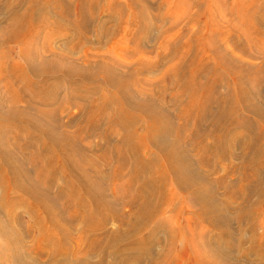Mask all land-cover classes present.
Segmentation results:
<instances>
[{
    "label": "rangeland",
    "instance_id": "obj_1",
    "mask_svg": "<svg viewBox=\"0 0 264 264\" xmlns=\"http://www.w3.org/2000/svg\"><path fill=\"white\" fill-rule=\"evenodd\" d=\"M65 1H67V2H65ZM100 1H102V0H100ZM195 1L196 0H144V1L142 0L141 2L146 5L147 14L144 18L143 17L135 18L136 20L132 21L131 15L126 14V11H127L126 6H125L126 0H112V3L109 0H103L102 4H101L102 6L100 8L101 9V15L99 16V20L97 19V17L93 16V15H96L97 12H99V11H96L97 9H95V8H91V10L89 9L88 12L86 14H84L86 16L83 17L84 18L83 21H85V22H84V26L82 29H76V27L68 28L64 25V23L66 21L68 23L79 22L78 21L79 18L75 15L66 16V17L64 16L63 17L65 20L64 21L62 19H58L57 17H55L58 14H52V15H54V17L49 16L45 22L41 21L43 19L41 18V15H39L35 19V21H37V22L36 23H35V21L33 22L32 27H30L27 30L25 35L20 40L17 39L18 41L17 40L13 41L12 39H14V38H12L11 39L13 41L12 42L8 38H6V36H7L6 35L7 34L6 29H8L7 27L10 25V23H9L10 22L9 21L10 16L8 15L9 7L13 6L15 9L20 10L21 8L23 9V7H22L23 3L21 4V0H0V36H3V37H0V72H1L0 73V115H2V118H0V121H2V122H0V136H2V137H0V142L3 143L5 146L8 142L9 145L7 144L6 147H9L13 143L9 148H11L14 151H17V152L13 151L14 152L13 158H14V160L16 159V160H18V162H20V163H18V164H20V169H23V170H20V172H21V174H24V175H21V178L23 179V181L25 183L36 185L39 182V186L40 185L42 186V190L46 189L45 190L46 195L50 194V196H52V198L54 196L56 197V198L54 197L53 198L54 200L52 199V201L56 205H58L57 206L58 209H60V210L62 209L61 211L63 212L64 218L66 216L65 223H63L64 227H65V229H64L65 234L63 237L65 239H67V241H66L67 243L65 244L67 246V248H66L67 251H65L66 255L62 254L63 256H66V258L60 254H58L56 257H52V256L49 257L47 255V252H43L45 250H42V246L44 247L45 245H48L49 243L52 244V242L55 240V235H53V238L51 236V239H49V236L47 238V236L44 233H47V231H48V224H47L46 218L43 217L44 213L41 210H37V212H38L37 214H39L38 216H41V218L37 216L38 221L36 220V218L35 219L33 218L34 217L33 215L31 217V215H29V212L26 209V207H27L26 205L28 204L27 202H29L30 199H28L27 195L24 192H22V190H20L19 188L15 187V186H12L10 193H9V199L11 201H14V202L12 203V205L11 204L6 205V206L2 205L0 207V209H1L0 210V264H27V263H29V264H50L54 259H56V260L59 259L58 257H63L62 259L65 258V260L68 258L67 261L71 263L73 261L74 262L76 261L74 258L77 259L78 258L77 256L79 254H80L79 255L80 259L78 258L79 259V260L77 259L78 261L82 260L81 258H83V259H87L86 261H88L91 264H98L99 263L98 260L100 259L99 250L95 249V250H97V251H95L94 248H92V251H89V249L87 248L90 246V243L92 242L94 236H96V235H94L95 233H93V231L92 232L90 231L91 228H93V229L97 228V236L96 237L98 238V240H100V241H98V245L104 244V246H106L105 247L106 251H109L108 248L110 247V244H109L110 242L112 243V245L114 242H116V243H114L113 246H115V249L119 248L118 249L119 251L117 250L119 255L122 254L117 259L118 260L122 259L121 257L123 256L124 262L126 259L128 260V261L126 260V264L127 263L128 264H138L139 259H141L142 263H145V261L147 260L146 263L149 261H153L154 263H157V264L158 263L159 264L160 263L165 264L163 262V259L166 263H168V261L171 258L180 255V253L182 252L185 245H186V247H188V250L191 253V257H193V258H198L201 256L205 257L204 255L207 254L206 255L207 258L206 257L205 258L208 260H212V261L215 260V262L217 261L216 264L218 262L220 264L221 263L222 264H235V263H237L236 261L239 258L241 259L242 255L244 256V258L242 257V259H244L243 262H242V260L239 259L240 261H238L237 264H252V263L255 264L256 262H258L256 264H264V251H263L264 249H262V251H261L263 254L258 253V251L260 252L259 248L260 247L262 248V246H263L262 244L264 243V241H263L264 240V206L262 209L263 213L260 212L258 214L254 213V215H248V216H250V219L247 218L248 216H244V217H242V219L237 220V218H236L237 212H238L237 208L242 206V208L246 212H250L251 207L253 206L251 201L256 200L257 195L255 192L250 191V193H248L250 195V198L247 201V200L241 199V196L238 198L237 196H234L232 193L230 194V192H232L230 190L238 189V187L242 183L241 182V175L242 174L239 171V167L242 165L244 152L241 150L242 148H240L236 145L233 146V148H232V151H233L232 157H230V158L229 157H225V158L223 157V160H220L219 162H217V161L214 162L213 171L210 175V177H211L210 178L211 179V181H210L211 192L214 195L215 200L217 201L216 205L219 206V207L216 206V211H218L217 214L219 216L222 214L221 216L226 217V218L228 217L227 219H228V221H230L228 223V228H229L231 234L229 233L230 234V236H228L229 238H226L228 241H225L226 240L225 237H221V235H222L221 231L223 229L222 223H217V226L220 225V227L218 228L216 225L214 226V224H211L208 221L204 220V222H203L202 220H199L202 215L208 216V213L202 214L200 216V218L197 219L198 221L195 220L196 218L199 217L198 215H200L202 212L201 201L194 195V193H192L188 190L176 189L175 183L172 179H169L170 181L168 180V182H167L168 185L166 184V189H165L166 191H165V193H162V196H160L161 200H159V202H160L159 203V206H160L159 210L156 211V213H155L156 215L154 214L151 217L152 220L150 219V221H148V223L146 224L147 226L145 225V227L142 229V232H140L139 234H136L137 236L128 235L125 238L126 240H119L118 239V241L114 240V242H113V241H108L106 239V236H108L110 233H113L114 230L116 232H119V233L122 231H125L126 229L128 230L129 224L121 223L120 219L117 216L120 215L123 217L124 216L127 217L128 215H130L131 210H132L131 211L132 213L135 211L136 207L134 206V203H136L139 200V199H137L138 196H136V195L139 194L138 191H140V189H138L139 188L138 183L132 184L133 185V186H131L132 189L129 188L127 185H125L126 176H123L120 178L117 177V178H115L114 181H112L114 179L112 171L114 172V168H116L114 166L115 157H113V155L111 154L110 155L111 157L109 158L110 161L114 163L113 164L110 161H108V162L104 161L103 155H104V153L107 152L106 149H109V147L114 148V147H116V146L118 147L120 145V140H121L120 137H122V135H123L122 133H124L125 131L120 126L118 127L117 123L115 124V126L110 123L109 118L112 116L110 107L104 109L103 111L100 110V112L97 109H96L97 111H95L94 108H96L95 106L98 105L100 99L102 100L110 94H107V96L105 95V93H108L107 92L108 88L104 84L105 79H103L105 69H103L104 70L103 71L102 68H97V67L88 68V67H86V64H83V63H85V62H83L85 60V56H88L90 58L95 57V59H98V62H100L99 64H101L102 62H105L106 60H108L110 58V59H112V61H114L118 64H121L122 67L120 69H122V70H125L126 69L125 66H128V65L134 67V65H136V60H138V59H144L145 61L149 62V64L152 62L151 63V65H152L153 63L160 60L159 55H160V53H163L164 47H165L164 45L167 44V41H169L167 45L170 46L169 43H170V40L172 37L179 35L180 37H176L177 40L179 39L178 40V41H180L179 43H181V44L186 43V42H188V39H191L192 37H194V35H195L194 33L197 31L198 28L200 29V27L202 25H206L207 28L205 30L204 35L205 36L212 35V36H209L212 38L209 42V48H208L209 50H207L208 53L206 52L205 57H204L206 60V65H205L206 68L210 67L209 66V62L211 60L210 56H212L210 54L212 52L214 54H216L214 52V50L217 52L216 46H218L222 52H226V54L228 56L222 55L224 58L225 57L237 58L238 62H240L237 65L240 67L241 66H247L248 67V66H255L256 65L257 68L258 67L261 68V69H259V71L257 70L258 73L248 74V76H250V77L255 76L258 79L262 80L261 85L259 87V90L257 91L258 92L257 96H254V97H255V103L258 106L262 107L263 111L262 112L258 111L257 114H259L260 116L257 115L256 113H254L250 109H248L247 108L248 106H245V104L242 103V100L238 98V102L240 104L238 105L237 117L235 118L236 122L235 121L229 122L228 124L230 126L227 124L228 132H227V134H224L223 137L224 136L226 137V135H227V138H229V136H231L233 139L237 140V142H238V139L243 141L247 136H249L250 130L253 129V132L258 131L260 133L259 134L260 136L258 138L259 141L257 143H258V145H263V147L261 146V148H263L262 153H264V142H263L264 141V122H263L264 121V35H263L262 39L260 38L259 40L257 38L254 39L256 36L255 37L250 36V38H246L243 35L244 34L243 33L244 25L241 24L240 20H242V18H244V17H242V15H239V14H235V13L232 14V12H231V10L235 6V4L238 3V2H236V0H234L236 3L233 2V0H217L216 1L217 4L215 2L214 3L211 2V0H203V2L201 4H198ZM248 1H250V5L252 4L251 8L254 9V11H256L258 13V15L261 17L262 23H261V26L259 28H260L261 32L264 33V0H245L246 3ZM64 3L67 4L68 10H69V7L72 8L73 7L72 4L74 5L76 3V0H64ZM111 5H113V6H111ZM52 6H50V9L52 8ZM108 6H109V8L110 7L114 8V13H112V15H108L106 13L107 11H104V9H106ZM102 8H103V10H102ZM92 10L94 12H92ZM199 10L202 12V14L199 16V18H197L195 20L193 18V17H195L194 13L199 11ZM53 11H54V8H52L51 9L52 13H55V11H57V10L55 9V11L54 12ZM91 12L93 13L92 15H91ZM226 12H228V13H226ZM223 13H225V15ZM87 14H89V15H87ZM226 14H228V15H226ZM75 18H77V19H75ZM59 20H61L62 22ZM76 20H77V22H76ZM128 20H129V22L132 21L133 23L128 24ZM38 23H40V24H38ZM43 23H45V24H43ZM5 26H7V27L5 28ZM78 31L84 32V35L86 36L85 39L83 38L80 41V38L78 37V36H80V33ZM2 33H6V34L3 35ZM31 33H33V34H31ZM174 33H176V35H174ZM77 40H79V41H77ZM231 47H232V49L233 48L236 49V52L235 51L232 52ZM181 48H182L181 49V52H182L185 49V47H181ZM25 50L26 51L28 50V51L26 52ZM242 50H246V52H251L256 57L255 58H251V57L249 58V56L245 57L240 53V51H242ZM259 50H260V52H259ZM181 52L179 50V53H177L176 55H173V56L169 55V54L165 55V57L162 58V61L160 60V62L157 64V66H153L154 69L153 68L152 69L146 68V69H148L147 71H146V69H144L143 71H141L139 73L138 76H136V78L138 77V80L131 81L130 82L131 85L129 83V87H136V90H135L136 92L134 91V97H133L134 101H137V102L142 101L143 98L146 97V95L140 94L137 92V90L141 89V87H145V90H146L145 92L149 93V91H151L152 95L154 94L153 99L156 101V103L158 102L160 106L162 105L165 109L170 110V112L173 111V114L175 115V117L173 119V121L176 122L175 125H177L178 122H180V120L178 118H176V115L184 107L183 101H185V94L180 95L179 91L177 90L179 83H180V80L179 79L177 80L176 78L175 79L172 78V76L168 75L169 73L167 71H169V68L172 66V64H173L172 62L177 61L173 57H177L178 55L181 54ZM24 54L25 55L27 54V55L25 56ZM62 54H65L66 57ZM165 54H167L166 50H165ZM207 54L210 56L208 57ZM170 56H172V57H170ZM82 57H84L83 60H81ZM103 60H105V61H103ZM79 61H81V62H79ZM105 63H107V62H105ZM99 64H96V65L98 66ZM12 65L18 66L19 69H25L26 72H24L21 75V77L16 76V74L13 75L10 72V69L12 70V67H11ZM51 65H53V66H51ZM66 66H71V68H73V67L78 68V66H79V68H82V71L88 70L90 73H93L95 75V78L92 81H85L76 72L71 73L72 74L71 77H67L68 76L67 72H69V70L66 68ZM223 66L224 67H222L223 68L222 71L224 73L223 74L224 76H223L222 81L225 84H231L232 85V78H233L232 75L233 74L231 73V71H229L230 67L227 66V64L226 65L223 64ZM231 66H234V65H231ZM4 68H6L7 70ZM16 69H17V67H16ZM74 70L76 71L77 69L74 68ZM33 71H35V72H33ZM152 80H153V84H151L152 87H150L151 86L150 81L152 83ZM163 81H164V83H163ZM145 83H146V85H145ZM161 83H162V85H161ZM51 85H52V87H51ZM73 85H75V88ZM154 85H157V86H154ZM77 86H78V88H77ZM147 86L150 88H148ZM221 87L223 88V85L219 86V90H223ZM51 88H52L53 92L50 90ZM73 88L75 91L73 90ZM147 88L149 91H147ZM24 89L26 91H24ZM151 89H153V90H151ZM42 90H44V93ZM128 90L132 91V89H128ZM104 95H105V97H104ZM47 96H50V97H47ZM49 98H51V100ZM19 100H22V101L20 102ZM46 100H49L50 103H49V101H46ZM29 103H30V106H29ZM92 103H93V105H92ZM90 104L92 106H90ZM241 104H243V107ZM211 105H212V107H211L212 111H211V114L209 115L210 118L208 117L209 120L206 119L204 124H202L201 127L200 126L198 127L199 128L198 130L201 131L200 134H202V137H204L205 132H208V130H210L212 128L211 124H209V123H211L215 119V117L217 115V111L219 109V105L217 106V104H215V103L213 104V102ZM21 106H23V107L25 106L24 109ZM27 106H28V108H27L28 110L26 109ZM29 107H30V110H29ZM216 107H218V108H216ZM244 107H246V108L244 109ZM87 110L91 111L90 114L92 116L90 114H88L89 112ZM108 110H109V112H108ZM42 111H44L45 114ZM102 112H104V113H102ZM47 113H48V115H47ZM38 114H39V116H38ZM49 114H50V116H49ZM89 115H90V118H88ZM94 117L95 118L97 117V119H94ZM35 118L37 120L38 119L39 120L37 121ZM84 118H86V119H84ZM100 118H101L100 123L103 126L99 123V125H98L99 127L98 128L96 127L97 129L95 127L93 128L94 131L98 130L97 132H93V129L92 130L90 129L91 130V131L89 130L90 132H86L87 134L86 133L84 134V136H83L84 138L82 137V138L76 140L77 142L73 143L74 147L76 144L75 149H77V151L74 149V154L72 155L73 156L72 160L74 159L73 162L75 163L77 161V159L79 158L78 161L76 162V165L78 166V168H79V166L82 167V165H83L82 168L80 167L81 171L80 170L79 171L77 170V171L80 172L81 174L83 171V174L85 176L88 175L87 176L88 178L91 176L90 177L91 179L90 178L89 179L91 181H93L94 185L95 184L97 185V188L95 185V191L98 190V193H101V194L103 193L102 195L105 196L104 199L106 201V204L101 203V207L99 204V206H98L99 209L97 207V210H94V213H91V215H94V216H92V221H91L92 223H90V224H92V226L88 227V225H86L80 219L78 220V218L76 217V216L83 215V212H81L82 209L79 208V210H78L79 212H78L77 210L70 209V207H69L70 202H72V201L76 202L78 196L76 198H74V200L72 199L73 198L72 195L74 196L75 192H70V190L68 189V186H69V185H67V184H69L68 180L72 179L71 180V181H73L72 183L73 184L76 183L79 186L78 187L77 185L74 184L78 189L80 188V190H78L80 192V194H84V192L82 191V190H84L83 187L81 185H79V182L77 181L79 179V177L81 176V174L80 173L77 174L78 173L77 171H74L76 174L74 172H72V173L68 172V174L67 173L62 174L61 171L67 168V167L63 168V166L61 165L63 163L65 165V162H64L65 158L63 156L64 154L63 153L57 154L59 157L61 156L60 158L57 155H54V156L48 158V156H46L47 155L45 152L46 150H44V147H41L42 146L40 143L41 140H40V138H38V136H40V135L37 134L38 133L37 129H39L40 126L42 125L41 126L42 128H47L48 130H51L50 132L53 134H56V136L59 133L63 134L62 130H65V129H66L64 131L65 134H68L71 132L74 133L76 131V129H80V131L83 130L85 132V131H87V128L89 127L87 125L89 120L92 119L91 120V122H92L93 120L94 121L100 120ZM47 120H49V121H47ZM51 120H53L54 123ZM56 120H59V121H56ZM194 120H195V118H192L191 123H189V125L187 126L188 128L190 126L189 129H193V128L197 127V121H194ZM55 121L57 122V125H55L56 124ZM58 122L62 123V124L60 123L61 126H59ZM2 124H3V127H2ZM17 124H19V125H17ZM39 124H40V126H39ZM80 125L81 126L85 125V126L80 127ZM30 126H31V128H30ZM112 126L114 127L113 130L110 129V128H112ZM27 127H29V128H27ZM53 128H55L54 129L55 131L53 130L54 132L52 131ZM33 129H34V132H33ZM140 129H141L140 126L139 127L137 126V129L135 128V130H137V131H140ZM56 130H58L57 131L58 134H57ZM106 131L109 133H107ZM12 132H14L15 135ZM18 132H20V133H18ZM104 132H106V134L111 133L109 143H107L108 141H106V139L103 137V135H105V134H103ZM118 133H119V135H118ZM23 134H24V136H23ZM99 134H100V136H99ZM35 135L36 136L38 135V136L36 137ZM235 135H236V137H234ZM237 136H238V138H237ZM241 136H243V137H241ZM21 137L22 138L24 137L22 139L23 141L20 140ZM34 137H36V138L34 139ZM2 138H4L5 142L3 141ZM7 138L10 139L9 141H11V142L7 141L8 140ZM260 138H261V140H260ZM33 140H35V141L33 142ZM104 140L106 143L104 142ZM12 141H15V142H12ZM19 141H21V143ZM94 141L96 142V144ZM29 142L31 143V145ZM68 142H70V141H68ZM91 142H92V144H91ZM36 143L38 145H35ZM87 143H89V144H87ZM98 143L100 144V146ZM113 143H114V145H113ZM89 145L91 146V148L88 150L87 149L88 147H86V146H89ZM29 146H30V148H29ZM36 147H37V149H36ZM38 148L40 151L38 150ZM23 150H24V152H23ZM86 151H87V154L89 156L91 154H92L91 156L96 155L95 157H92V159L94 160V162H96V164L100 168V170L103 169L104 170L103 172L106 174H104L103 172L100 173V175H96V173L93 174L94 172H92V171H94V169H95L94 166H91L89 164H85V161L87 159V156H85ZM100 151L103 153H101ZM39 152L41 153V155ZM30 153H33V154L30 155ZM37 153H39V154H37ZM250 153H252V152L250 151ZM22 154H24V155H22ZM34 154H35V157L33 156ZM36 154L40 157H37ZM67 154H70V153L67 152ZM77 154L79 155V157L77 156ZM43 155L46 157V159ZM29 156H30V158H29ZM62 156L64 159H62ZM23 157H25V158H23ZM36 157L38 158L37 160L35 159ZM40 158H42V159L40 160ZM55 158H56V160H54ZM49 159H51L52 162ZM84 159H85V161H83ZM42 160H44V161H42ZM95 160H97V161H95ZM55 161H56V164H55ZM61 162H63V163H61ZM98 162H101V163L99 164ZM216 162H217V164H215ZM22 163H24V164L21 165ZM35 163H37V164H35ZM77 163H79V164H77ZM38 164H40V165H38ZM149 164H152V163H149ZM84 165H86L87 167H90V166L91 167L89 169L86 166L84 167ZM238 165H239V167H238ZM24 166L26 169L24 168ZM38 166H39V168H38ZM56 166H58V167H56ZM29 167H31L32 171L29 170L30 169ZM48 167H49V169H48ZM53 168H54V170L52 173V171H50V170ZM252 168L253 167H249V168H247L248 170L247 169L245 170L243 168L244 174L248 173V172L250 173ZM35 169L36 170L38 169V171H36ZM40 169H42L44 171L41 170L42 171V173H41ZM45 171L47 173V176H46L47 178L45 177L46 179L44 178L45 179L44 180L43 178H40V177H41V175H43L45 173ZM108 171H110L111 173ZM261 171H262V175L264 176V166L262 167ZM25 173H26V177H25ZM46 173H45V175H46ZM111 174H112V178H111ZM37 175H38V177H37ZM144 175H145V177H147L148 173L145 171ZM144 175H143V177H144ZM247 175H249V174H247ZM67 177H69V178H67ZM74 177H75V179H74ZM93 177H95V178H93ZM220 178H221V181H220ZM98 179H100V180H98ZM140 179H142V178H140ZM217 179H219V181ZM157 180L158 179H156V181ZM51 181L54 183L52 184ZM97 181H99V182H97ZM218 182H220V183H218ZM49 184H51V185L49 186ZM36 186H38V185H36ZM120 186H122V188ZM125 186H127V187H125ZM249 186H250V188H253L255 186V183L252 181V183H250ZM133 187H135V188L133 189ZM117 188L121 189V190H118ZM229 188H232V189H229ZM99 189L100 190L102 189L103 191L102 190L99 191ZM114 189L118 190V191H115ZM126 189H127V191H126ZM129 189L134 190V191L129 192ZM58 190H59V192L57 193ZM147 190H148V187L144 191V193H146ZM1 191H0V193H1ZM61 191H63L64 194H61L62 193ZM122 191H123V193H122ZM66 192H68V193L66 194ZM76 192H77V190H76ZM124 192H126L127 194ZM128 192L130 194L134 193V196L133 195L132 196L136 197V199L131 203L132 205L128 203L129 202L128 200H130L129 198H131L130 197L131 195ZM71 193H72V195H71ZM115 193L119 197H116ZM59 194H60V196H59ZM163 194H165L166 196ZM67 195H68V197H67ZM69 196H71V197H69ZM85 197H87V195H85ZM87 198H89V200L86 201L85 199H83L84 202H82V203L87 202V204H88L91 200H93L89 196ZM124 199H126V200H124ZM69 200H71V201H69ZM107 200H108L109 204L107 203ZM62 201H64L65 204ZM124 201H126L125 204L127 206H125ZM218 201L220 202L219 204H218ZM112 205H113V207H112ZM64 206H65V208H64ZM129 206H131V207H129ZM118 208H121L120 210H123V211L121 212ZM127 208L129 211H127ZM131 208H134V209H131ZM161 209H162V211H161ZM103 210H104V212H103ZM112 210H114V211H112ZM71 211L74 212V215H72L73 212H71ZM110 211L112 213H117L119 215L116 214L117 216L115 217V215L114 214L112 215ZM117 211L120 213H118ZM102 212H103V215H102ZM224 212H225V214H224ZM122 213H123V215H122ZM8 216H9V218H8ZM71 216H73V217H71ZM103 216H105V217H103ZM108 216H109V218H108ZM251 216L253 217L252 220H251V218H252ZM95 217L98 219H96ZM114 217H115V219H114ZM66 219H68V221ZM99 219H101V220H99ZM40 220H42V221H40ZM94 220L96 222H98V221L99 222L96 223ZM105 220L106 221L108 220V221L106 222ZM194 220L196 221V223H194ZM100 221H102V222H100ZM205 222H207L208 224ZM36 223L41 224L40 226H42L45 223L42 226L43 229L38 227V225ZM149 223L152 225H150ZM120 226L122 229L120 228ZM213 227H215V228H213ZM116 228H118V230ZM101 229H102V231H101ZM178 229H180L181 231L183 230L182 231L183 234H181V236L176 233ZM15 230H17L19 233ZM98 230H100V231H98ZM89 231H90V234L92 236L89 234ZM108 232H109V234H108ZM7 233H8V235H7ZM17 234H18V236H17ZM105 234H106V236H105ZM209 236H211V237H209ZM128 237H130V238L128 239ZM141 237H142V239H141ZM12 238H14V239H12ZM103 238L105 239V241ZM222 238H224V239L222 240ZM102 239H103V241H101ZM140 239L142 241H139ZM215 239H217V240L221 239L222 241L220 244H221V246H224L226 249H228L229 247L233 248V249H230V248L229 249L232 250L231 252L233 255H236V256L238 255V259L236 258V260H235L234 259L235 257H233V255H232L233 258H227L229 260H227V259L224 260L225 259L224 256H221V255L219 256V254L216 255L215 253H213L214 251L212 252V250H210L211 248L209 246V243L214 242L213 240H215ZM239 240H240V242H239ZM262 241H263V243H262ZM126 244H128V245H126ZM135 244H136V247L138 246L137 247L138 249L135 247ZM139 244L140 245L142 244L141 245L142 247ZM144 244H146V245H144ZM148 245H149V247H147ZM131 246L133 249L131 248ZM257 246H259V248ZM75 247H76V249H75ZM204 247H205V249H204ZM224 247H222V248H224ZM254 247L257 248V250ZM39 248L42 251H39L40 250ZM68 248H70V249H68ZM146 248L147 249L149 248V249L147 250ZM251 248L253 250L255 249L254 250L255 253L253 252V250H251ZM111 249H112V247H111ZM125 249L126 250L130 249L133 251L128 250V252H127ZM201 249L205 250V251L203 252V251H201ZM248 249H249V251H248ZM80 250H82V251H80ZM134 250H136L135 252L139 255H137L134 252ZM142 250H147V252L146 251L144 252ZM94 251H95V253H93ZM106 251H104L105 261L100 260L99 264H106L108 262V260H110V259L112 260V256L106 255V254H108V252H106ZM239 251H241V254L239 253ZM242 251H244V252H242ZM245 251L247 253L251 252V251L252 252L247 254ZM71 252H72V254H71ZM205 252H207V253L205 254ZM38 253H39V256H38ZM237 253H239V254H237ZM242 253H244L245 255ZM126 254H127V256H126ZM133 254H135V255L133 256ZM150 254H152L153 256H151ZM193 254H195L198 257H194L195 255H193ZM246 254L248 256L250 254L249 258ZM256 254H258V255H256ZM67 255H69V256H67ZM174 255H176V256H174ZM259 255H261V256L258 257L259 258L258 259L257 256H259ZM73 256H75V257H73ZM128 256L130 257L129 259L127 258ZM138 256H139V259H138ZM149 256H151V257H149ZM210 256H212V257H210ZM158 257H159V261L157 259ZM160 257H162L161 258L162 262L160 260ZM220 257L222 260L220 259ZM253 257H254V259H251ZM107 258H108V260H107ZM134 259H135V261L136 260L137 261L135 262ZM233 259H234V263L232 261ZM193 260H191V259H190V261L184 260L185 263L184 262H181V263H183V264H195L196 262L194 260L195 263H193ZM227 261H228V263H227Z\"/></svg>",
    "mask_w": 264,
    "mask_h": 264
},
{
    "label": "bare ground",
    "instance_id": "obj_2",
    "mask_svg": "<svg viewBox=\"0 0 264 264\" xmlns=\"http://www.w3.org/2000/svg\"><path fill=\"white\" fill-rule=\"evenodd\" d=\"M103 1V0H102ZM102 1L100 0H76V3L73 5L72 4V8L69 7L68 10V6L66 3H64V0H21V4L23 3V9L21 8L19 9H15L13 6L9 7V13L8 15L10 16V25L7 27L5 26V28L7 27L8 29H6L7 34L6 33H2L3 35L6 34V38H8L9 40L12 39L13 41L17 40V39H21L25 33L27 32V30L32 27L33 22L35 21V19L41 15V18L43 20L41 21H46V19L50 16H53L52 14H58L55 17H57L58 19H62L64 20V16H72L75 15L77 16L79 19L77 23H68L67 21L64 23V25L68 28H72V27H76V29H82L84 26V14H86L88 12V10L91 8H95L97 9L96 15H93L95 17H97V19L99 20V16L101 15V4ZM112 3V0H109ZM142 0H126V14L131 15V20L134 21L136 20L135 18H141V17H145L147 14V8L146 5L144 3L141 2ZM144 1V0H143ZM217 0H211V2H216ZM67 2V1H65ZM75 2V1H74ZM198 4H201L203 2V0H196L195 1ZM233 2H235L233 0ZM238 2V3H236ZM236 4L235 6L232 8L231 12L232 14H239L242 15V20H240L241 24L244 25V29H243V35L246 38H250V36H256L254 39H262L264 33L261 32L260 30V26L262 23V19L261 17L258 15V13L256 11H254V9L251 8L252 4L250 5V1H248L247 3L245 2V0H236ZM71 3V2H70ZM110 3V2H109ZM53 6H52V5ZM66 4V5H65ZM109 5V4H108ZM9 6V5H8ZM50 6H52V8H54L57 11H55V13L51 12ZM70 6V5H69ZM113 6V5H111ZM124 8V7H123ZM103 10V8H102ZM226 10V9H225ZM224 10V11H225ZM229 10V9H228ZM53 11V12H54ZM73 11V12H72ZM95 11V12H96ZM104 11H107L106 13L108 15H112V13H114V8L109 6L104 9ZM92 12H94L92 10ZM91 12V15L93 14ZM228 13V12H226ZM195 17H193L195 20L197 18H199V16L202 14V12L199 10L197 12L194 13ZM225 15V13H223ZM60 15V16H59ZM89 15V14H87ZM228 15V14H226ZM74 16V17H75ZM111 18V17H110ZM51 19V18H50ZM53 19V18H52ZM77 19V18H75ZM261 19V20H260ZM40 20V19H39ZM67 20V19H66ZM94 20V19H93ZM55 21V20H54ZM61 21V20H59ZM65 21V20H64ZM63 21V22H64ZM132 21L129 22L128 20V24L133 23ZM37 21H35L36 23ZM56 22V21H55ZM62 22V21H61ZM93 22V21H92ZM42 23V22H41ZM60 23V22H59ZM40 24V23H38ZM45 24V23H43ZM96 24V23H95ZM8 25V24H7ZM141 25V24H140ZM207 26L206 25H202L200 27V29L198 28L197 31L194 33V37H192L191 39H188V42L186 43H179L180 41H178L176 39V37H180L179 35H176V33H174V35H176L175 37H172L170 40V46L167 45L169 41H167V44H165L164 46V51L163 53H160V60L162 61V58L165 57V55H176L177 53H179V50L181 52V47H185V49L181 52L180 55H178L177 57H173L175 58V60H177L175 63L172 62V66L169 68V71H167L168 75L172 76V78H176L177 80H180L179 86H178V91L180 93V95H184L185 94V101L184 102V107L180 110V112L176 115V118H178L180 120V122H178L177 125L176 122L173 121L175 115L173 114V111L170 112V110L165 109L162 105V107L159 105V103L153 99L154 94L152 95V92L148 90V88L152 87L151 84H153V80L152 83L150 81V87L147 88L148 92H145V87H141V89H138L137 92L140 94H144L146 95L145 98H143L142 101H134L133 97H134V91L136 90V87H129V83L131 81H136L138 80V77L136 78V76L139 75V73L141 71H143L144 69L148 68V69H152L153 66H157V64L160 62L157 61L155 63H153L151 65V63L149 64V62L145 61L144 59H138L136 60V65L133 66H125V70L120 69L122 66L121 64H118L114 61H112V59H108V60H103L105 62H102L101 64H99L100 62H98V59H95V57H88L85 56V60L83 62V64H86V67L91 68V67H97V68H102L105 69L104 72V78L105 79V85L107 86V92L105 93V95L107 97H105L104 95V99H100L99 103L97 106H95L96 108L95 111H103L104 109L110 107L111 108V113L112 116L109 118V121L111 124H113L115 126V124H118V127L120 126L122 129H124V133H122V137L120 140V145L114 148H110L106 149L107 152L104 153V161L108 162L110 161V155L112 154L113 157H115V164L114 166L116 168H114V172L112 171L113 177L114 179L112 181L115 180V178H120L123 176H126V181H125V185H127L129 188H131V186H133L132 184L134 183H138L139 184V188L140 191L137 197V199H139L136 203H134V206L136 207L135 211L132 213L131 208L130 210V215L126 216H120L117 213H112L111 214L115 215V217L117 216L121 223H125V224H129V228L128 230L126 229L125 231L122 232H115L113 231V233L108 232V236H106V239L108 241H113L116 240H126L125 238L128 235H135L139 234L140 232H142V229L145 227V225L148 223V221H150L151 217L156 213L157 210H159V200H161L160 196H162V193H165V189H166V184L168 182L169 179H172L175 183L176 189H181V190H188L192 193H194V195L201 201V206H202V212L200 215H198L199 217L196 218L195 220L199 219L200 216L202 214L208 213V216L206 215H202L201 218L199 220H202L204 222L208 221L211 224H214V226H217V223H222L223 229L221 231L222 235L221 237H225L229 238L228 236H230V230L228 228V223L230 221H228V217H223V216H219L217 213L218 211H216V206L219 207L218 205H216V200L214 195L211 192V187H210V181H211V173L213 171V165L214 162L217 161L219 162L220 160H223V157H232L233 155V151L232 148L233 146H238L240 148H242L241 150L244 152L243 154V162L242 165L239 167V171L242 174L241 175V185L238 187V189L235 190H230L232 192H230V194L232 193L234 196H237L238 198L241 196V199L243 200H249L250 195L248 193H250V191H253L256 193L257 197L256 200L251 201L252 203V207H251V211L250 212H246L242 206H240L237 212V220L238 219H242V217L244 216H248V215H254V213H263V206H264V176L262 175V167L264 166V153H262L263 148H261V146L263 147V145H258V138H259V132H253V129H249V136H247L243 141H241L240 139L237 140L233 139L231 136H229V138H227L223 135L227 134L228 130H227V124L231 121H235L236 122V117H237V111H238V105L240 104L238 102V98L242 100V103L245 104V106H248L247 108L250 109L252 112L256 113L262 112L263 108L258 106L255 103V97L257 96V91L259 90V87L261 85V79H258L255 76H248V74H256L258 73L259 69L261 68H257V66H238L237 64L240 63L238 62L237 58H231V57H223L222 55L228 56L226 54V52H222L220 50V48L218 46H216L217 52L214 50V52L216 54H214L213 52L208 55V57L210 56V62H209V68L205 67L206 65V60H205V54L207 52V50H209V42L211 40L212 35H207L205 36V30H206ZM5 30V29H4ZM88 31V30H87ZM161 31V30H160ZM165 31V30H164ZM79 32V31H78ZM162 32V31H161ZM207 32V31H206ZM80 36H78L80 38V41L84 38L85 39V35L84 32L80 31ZM33 34V33H31ZM138 34V33H137ZM207 34V33H206ZM27 35V34H26ZM3 37V36H0ZM32 37V36H31ZM3 40V39H2ZM11 40V41H12ZM12 41V42H13ZM18 41V40H17ZM79 41V40H77ZM83 42V41H82ZM178 42V43H177ZM79 43V42H78ZM254 43V42H253ZM140 44V43H139ZM138 44V45H139ZM173 44V45H172ZM172 45V46H171ZM141 46V45H140ZM178 46V47H177ZM137 47V46H136ZM29 48V47H28ZM27 48V49H28ZM30 49V48H29ZM140 49V48H139ZM165 50L166 53L165 54ZM26 51V50H25ZM28 51V50H27ZM26 51V52H27ZM31 51V50H30ZM231 51L232 52H236V49H232L231 47ZM230 51V52H231ZM243 51V52H242ZM240 51V53L249 58H255L256 56L254 54H252L251 52H246V50H242ZM25 52V53H26ZM238 52V51H237ZM260 52V50H259ZM208 53V52H207ZM29 54V53H28ZM34 54V53H33ZM25 55V54H24ZM27 55V54H26ZM25 55V56H26ZM35 55V54H34ZM65 56V54H62ZM67 55V54H66ZM231 55V54H230ZM233 55V54H232ZM170 56V57H172ZM66 57V56H65ZM64 57V58H65ZM169 57V56H168ZM29 58V57H28ZM177 58V59H176ZM35 59V58H34ZM84 57H82L81 60H83ZM102 59V58H101ZM76 60V59H75ZM79 60V59H78ZM156 60V59H155ZM100 61V60H99ZM78 62V61H77ZM81 62V61H79ZM11 63V62H10ZM46 63V62H45ZM50 63V62H49ZM52 64V63H51ZM96 64H99L98 66ZM227 64V66L230 67L231 73L233 74V78H232V85L231 84H225L222 80H223V71H222V67ZM234 65V66H231ZM6 66V65H5ZM20 66V65H19ZM45 66V65H44ZM53 66V65H51ZM12 70L10 69L11 74L16 76L21 77V75L26 72L25 69H19L18 66L16 65H12ZM10 67V68H11ZM17 67V69H16ZM8 68V67H7ZM46 68V67H45ZM66 68L69 70V72H67V77H71V73L76 72L79 74V76L81 78H83L85 81H92L95 78V75L93 73H90L88 70L82 71V68H76L73 67L71 68V66H66ZM77 69L76 71L74 70ZM156 68V67H155ZM6 69V68H4ZM32 69V68H31ZM40 69V68H39ZM146 69V71L148 70ZM154 69V68H153ZM7 70V69H6ZM33 70V69H32ZM84 70V69H83ZM101 70V71H102ZM258 70V71H257ZM87 71V72H86ZM104 71V70H103ZM102 71V72H103ZM206 71V72H205ZM225 71V70H224ZM35 72V71H33ZM39 72V71H38ZM1 73V72H0ZM3 73V72H2ZM40 73V72H39ZM8 74V73H7ZM34 74V73H33ZM57 74V73H56ZM3 75V74H2ZM36 75V74H35ZM42 75V74H41ZM51 75V74H50ZM78 76V75H77ZM3 77V76H2ZM14 77V76H13ZM39 77V76H38ZM11 78V77H10ZM16 78V77H15ZM17 79V78H16ZM159 79V78H158ZM7 80V79H6ZM140 80V79H139ZM160 80V79H159ZM163 80V79H162ZM142 82V81H141ZM140 82V83H141ZM148 82V81H147ZM136 83V82H135ZM164 83V81H163ZM30 84V83H29ZM41 84V83H40ZM131 85V83H130ZM146 85V83H145ZM162 85V83H161ZM223 85V90H219V86ZM10 86V85H9ZM34 86V85H33ZM75 88V85H73ZM139 86V85H138ZM141 86V85H140ZM157 86V85H154ZM153 86V87H154ZM164 86V85H163ZM26 87V86H25ZM24 87V88H25ZM31 87V86H30ZM45 87V86H44ZM43 87V88H44ZM47 87V86H46ZM49 87V86H48ZM52 87V85H51ZM159 87V86H158ZM73 88V90H74ZM78 88V86H77ZM98 88V87H97ZM162 88V87H161ZM160 88V89H161ZM33 89V88H32ZM90 89V88H89ZM88 89V90H89ZM128 89H132L128 90ZM40 90V89H39ZM45 90V89H44ZM44 90L43 93H44ZM49 90V89H48ZM52 92V88L50 89ZM153 90V89H151ZM23 91V90H22ZM21 91V92H22ZM24 91H26L24 89ZM75 91V90H74ZM93 91V90H92ZM91 91V92H92ZM100 91V90H99ZM51 92V93H52ZM90 92V93H91ZM136 92V91H135ZM145 92V93H144ZM20 93V92H19ZM50 93V92H49ZM48 93V94H49ZM88 93V92H87ZM176 93V92H175ZM47 94V93H46ZM102 94V93H101ZM99 95V94H98ZM152 95V96H151ZM178 96V95H177ZM50 97V96H47ZM46 97V98H47ZM141 97V96H140ZM137 98V97H136ZM156 98V97H155ZM178 98V97H177ZM51 100V98H49ZM98 99V100H99ZM138 100V99H137ZM158 100V99H157ZM175 100V99H174ZM20 102L22 100H19ZM49 101V100H46ZM162 101V100H161ZM173 101V100H172ZM12 102V101H11ZM212 102L213 104H217V106L219 105V109L217 111V115L215 117V119L209 123L211 124L212 128L210 130H208V132H205L204 137H202V134L200 130H198L199 126L201 127L202 124H204L205 120L208 119L209 115L211 114V107H212ZM46 103V102H45ZM50 103V101H49ZM48 103V104H49ZM25 104V103H24ZM47 104V103H46ZM243 104L242 107H243ZM26 105V104H25ZM44 105V104H43ZM51 105V104H50ZM93 105V103H92ZM90 104V106H92ZM177 105V104H176ZM30 106V103H29ZM33 106V105H32ZM13 107V106H12ZM23 107V106H21ZM20 107V108H21ZM25 107V106H24ZM23 107V109H24ZM79 107V106H78ZM85 107V106H84ZM83 107V108H84ZM214 107V106H213ZM19 108V109H20ZM28 108V106L26 107V109ZM32 108V107H31ZM91 108V107H90ZM218 108V107H216ZM215 108V109H216ZM246 107H244L245 109ZM16 109V108H15ZM36 109V108H35ZM62 109V108H61ZM82 109V108H81ZM97 109V110H96ZM178 109V108H177ZM28 110V109H27ZM30 110V107H29ZM63 110V109H62ZM90 110V109H89ZM92 110V109H91ZM214 110V109H213ZM22 111V110H21ZM88 111V110H87ZM93 111V110H92ZM175 111V110H174ZM179 111V110H178ZM41 112V111H40ZM44 113V111H42ZM89 112V113H88ZM87 113L90 114L91 111H88ZM105 112V111H104ZM102 112V113H104ZM109 112V110H108ZM11 113V112H10ZM93 113V112H92ZM251 113V112H250ZM29 114V113H28ZM40 114V113H39ZM38 114V116H39ZM45 114V113H44ZM94 114V113H93ZM98 114V113H97ZM41 115V114H40ZM48 115V113H47ZM91 115V114H90ZM90 115L88 118H90ZM259 115V114H257ZM256 115V116H257ZM16 116V115H15ZM45 116V115H44ZM50 116V114H49ZM92 116V115H91ZM95 116V115H94ZM213 116V115H212ZM260 116V115H259ZM18 117V116H17ZM29 117V116H28ZM33 117V116H32ZM35 117V116H34ZM87 117V116H86ZM214 117V116H213ZM0 118H2V115H0ZM4 118V117H3ZM192 118H195L194 121H197V127L193 128V129H189L187 127L189 125V123H191ZM210 118V117H209ZM36 119V118H35ZM86 119V118H84ZM94 119H97V117ZM18 120V119H17ZM25 120V119H24ZM37 120V119H36ZM39 120V119H38ZM37 120V121H38ZM92 120V119H91ZM91 120L88 121L87 125L89 126L87 128V131H83L80 129H76V131L73 133H68L65 134L64 131L66 130H62L63 134L59 133L58 134V130H56L57 132V136L56 134L51 133V130H48L47 128H42L40 126L39 129H37L38 133L40 136H38V138H40V143H41V147H44V150H46V156L52 157L54 155L57 154H61L63 153L64 155V162L63 164H61L63 166V168H66L64 170H62V174H65L68 172L72 173L74 171H79L80 167L78 168V166L76 165V162L78 161V157L79 155L77 154V161L74 163L72 158H73V154H74V149L76 147L73 146V143L77 142L76 140L82 138L84 136V134L86 132H90L94 127L98 128L99 123L101 121L100 120H96V121H92ZM209 120V119H208ZM14 121V120H13ZM49 121V120H47ZM53 121V120H51ZM50 121V122H51ZM59 121V120H56ZM55 121V122H56ZM61 121V120H60ZM80 121V120H79ZM2 122V121H0ZM16 122V121H15ZM71 122V121H70ZM238 122V121H237ZM264 122V121H263ZM18 123V122H17ZM35 123V122H34ZM42 123V122H41ZM48 123V122H47ZM54 123V121H53ZM59 123V122H58ZM61 123V122H60ZM59 123V126H61ZM66 123V122H65ZM78 123V122H77ZM36 124V123H35ZM62 124V123H61ZM67 124V123H66ZM65 124V125H66ZM70 124V123H69ZM85 124V123H84ZM101 124V123H100ZM196 124V123H195ZM237 124V123H236ZM240 124V123H239ZM19 125V124H17ZM27 125V124H26ZM30 125V124H29ZM38 125V124H37ZM36 125V126H37ZM44 125V124H43ZM53 125V124H52ZM57 125V122L56 124ZM86 125V124H85ZM83 125V126H85ZM102 125V124H101ZM191 125V124H190ZM229 125V124H228ZM243 125V124H242ZM28 126V125H27ZM45 126V125H44ZM54 126V125H53ZM58 126V127H59ZM80 125V127H83ZM103 126V125H102ZM108 126V125H107ZM137 126H140V131L135 130V128L137 129ZM209 126V125H208ZM230 126V125H229ZM238 126V125H237ZM3 127V124H2ZM48 127V126H47ZM51 127V126H50ZM67 127V126H66ZM65 127V128H66ZM79 127V128H80ZM239 127V126H238ZM29 128V127H27ZM31 128V126H30ZM52 128V127H51ZM57 128V127H56ZM64 128V127H63ZM62 128V129H63ZM75 128V127H74ZM78 128V127H77ZM96 128V129H97ZM113 126L112 129L113 130ZM3 129V128H2ZM6 129V128H5ZM36 129V128H35ZM44 129V130H43ZM46 129V130H45ZM55 128L52 129V131ZM60 129V128H59ZM91 129V130H90ZM106 129V128H105ZM233 129V128H232ZM7 130V129H6ZM11 130V129H10ZM61 130V129H60ZM90 130V131H89ZM108 130V129H107ZM119 130V129H118ZM230 130V129H229ZM3 131V130H2ZM19 131V130H18ZM28 131V130H27ZM55 131V130H54ZM53 131V132H54ZM69 131V130H68ZM98 131V130H97ZM94 131L93 132H97ZM103 131V130H102ZM115 131V130H114ZM203 131V130H202ZM206 131V130H205ZM24 132V131H23ZM32 132V131H31ZM34 132V129H33ZM41 132V133H40ZM107 132V131H106ZM106 132H104L103 137L106 139V141H108L107 143H109V139H110V134H106ZM116 132V131H115ZM121 132V131H120ZM230 132V131H229ZM232 132V131H231ZM14 135L15 133L12 132ZM20 133V132H18ZM92 133V132H91ZM102 133V132H101ZM109 133V132H107ZM87 134V133H86ZM98 134V133H97ZM231 134V133H230ZM229 134V135H230ZM4 135V134H3ZM18 135V134H17ZM21 135V134H20ZM32 135V134H31ZM94 135V134H93ZM102 135V134H101ZM113 135V134H112ZM115 135V134H114ZM119 135V133H118ZM172 135V136H171ZM24 136V134H23ZM36 136V135H35ZM36 136V137H37ZM88 136V135H87ZM100 136V134H99ZM117 136V135H116ZM172 138H171V137ZM2 137V136H0ZM34 137V139L36 138ZM236 137V135L234 136ZM243 137V136H241ZM10 138V137H9ZM13 138V137H12ZM24 138V137H23ZM22 137L20 138V140L23 139ZM84 138V137H83ZM171 138V139H170ZM225 138V139H224ZM238 138V136H237ZM4 141V138H2ZM1 139V140H2ZM8 139V138H7ZM11 139V138H10ZM10 139H8L7 141H9ZM114 139V138H113ZM18 140V139H17ZM27 140V139H26ZM38 140V139H37ZM261 140V138H260ZM23 141V140H22ZM35 140H33L34 142ZM70 141V142H68ZM111 141V140H110ZM225 141V142H224ZM5 142V141H4ZM11 142V141H9ZM15 142V141H12ZM21 143V141H19ZM38 142V141H37ZM95 142V141H94ZM105 142V140H104ZM264 142V141H263ZM30 143V142H29ZM28 143V144H29ZM106 143V142H105ZM104 143V144H105ZM115 143V142H114ZM113 143V145H114ZM6 144V143H5ZM8 144V142H7ZM6 144V146H7ZM11 144V143H10ZM13 144V143H12ZM11 144V145H12ZM89 144V143H87ZM92 144V142H91ZM96 144V142H95ZM99 144V143H98ZM9 145V144H8ZM10 145V146H11ZM23 145V144H22ZM31 145V143H30ZM35 145H38L37 143ZM109 145V144H108ZM111 145V144H110ZM3 143L0 142V207L2 205H9L14 202L11 201L9 199V193L10 190L12 188V186H15L17 188H19L20 190H22V192H24L28 199L29 202H27L26 204V209L29 212V215L34 216L33 218L38 221L37 216L39 214H37V210H41L44 214L43 217L46 218L47 220V224H48V231L47 233H44L47 238L49 236V239H51V236L53 238V235H55V240L51 243H49L48 245H45L44 247L42 246V250H45L43 252H47V255L50 257H56L58 254L62 255L65 254V251L67 246L65 245L67 242V239H65L64 236V224L65 223V218L63 216V212L57 208L58 205H56L52 199V196H50V194L46 195L45 190H42V186H39V182L38 186L34 185V184H27L23 181V179L21 178V174L20 170V162H18V160H14L13 158V153L17 152L12 150L9 147H6ZM97 146V145H96ZM100 146V144H99ZM32 147V146H31ZM88 147L87 149L89 150L91 148V146H86ZM105 147V146H104ZM103 147V148H104ZM17 148V147H16ZM30 148V146H29ZM37 149V147H36ZM86 149V150H87ZM100 149V148H99ZM35 150V149H34ZM39 150V148H38ZM77 151V149H75ZM79 150V149H78ZM103 150V149H102ZM14 151V152H13ZM40 151V150H39ZM75 151V152H76ZM104 151V150H103ZM250 151L252 153H250ZM24 152V150H23ZM27 152V151H26ZM37 152V151H36ZM44 152V153H45ZM67 152H69L70 154H67ZM80 152V151H79ZM78 152V153H79ZM89 152V151H88ZM91 152V151H90ZM101 152V151H100ZM40 153V152H39ZM37 153V154H39ZM103 153V152H101ZM33 153H30V155ZM36 154V155H37ZM76 154V153H75ZM84 154V153H83ZM17 155V154H16ZM24 155V154H22ZM41 155V153H40ZM71 155V156H70ZM92 155V154H91ZM89 156L86 154L85 156H87V159L85 161V159L83 161H85V164H89L91 166H94V172L93 174L96 173V175H100V173H102L104 170L101 169L97 166L96 162H94V160L92 159V157L94 156ZM35 157V154L33 155ZM44 156V155H43ZM58 156V155H57ZM62 156V159H64ZM76 156V155H75ZM99 156V155H98ZM101 156V155H100ZM26 157V156H25ZM23 157V158H25ZM37 157H40L37 155ZM35 158L36 160L38 158ZM45 157V156H44ZM56 157V156H55ZM59 157V156H58ZM61 157V156H60ZM59 157V158H60ZM91 157V158H90ZM22 158V159H23ZM30 158V156H29ZM76 158V157H75ZM89 158V159H88ZM101 158V159H102ZM34 159V160H35ZM42 158H40L41 160ZM46 159V157H45ZM102 159V160H103ZM51 161V159H49ZM56 160V158L54 159ZM39 161V160H38ZM44 161V160H42ZM61 161V160H60ZM80 161V160H79ZM97 161V160H95ZM101 161V160H100ZM27 162V161H26ZM52 162V161H51ZM58 162V161H57ZM105 162V163H106ZM217 162L215 164H217ZM29 163V162H28ZM50 163V162H49ZM81 163V162H80ZM83 163V162H82ZM99 164L101 162H98ZM152 163V164H149ZM24 163H22L21 165H23ZM30 164V163H29ZM37 164V163H35ZM56 164V161H55ZM79 164V163H77ZM154 164V165H153ZM31 165V164H30ZM29 165V166H30ZM40 165V164H38ZM103 165V164H102ZM101 165V166H102ZM107 165V164H106ZM35 166V165H34ZM44 166V165H43ZM42 166V167H43ZM48 166V165H47ZM52 166V165H51ZM86 165H84L85 167ZM90 166V167H91ZM113 166V165H112ZM150 166V167H149ZM153 166V167H152ZM41 167V166H40ZM58 167V166H56ZM83 167V165H82ZM81 167V168H82ZM87 167V166H86ZM90 167H87L90 169ZM106 167V166H105ZM237 167V168H238ZM249 167H253L251 169V172L249 173H245L244 174V169L246 170ZM22 168V167H21ZM25 168V166H24ZM31 170V167H29ZM39 168V166H38ZM60 168V167H59ZM107 168V167H106ZM244 168V169H243ZM26 169V168H25ZM33 169V168H32ZM49 169V167H48ZM109 169V168H108ZM36 170V169H35ZM40 169V172L42 173V170ZM53 169H51L50 171H52L53 173ZM110 170V169H109ZM113 170V169H112ZM248 170V169H247ZM32 171V170H31ZM38 171V169L36 170ZM77 171V172H78ZM81 171V170H80ZM126 171V172H125ZM145 171L148 173V176L145 177L144 173ZM35 172V171H34ZM91 172V173H92ZM110 172V171H108ZM247 172V171H246ZM46 173V171H45ZM45 173L43 175H41L40 178H45L47 176V173L45 175ZM51 173V174H52ZM75 173V172H74ZM80 172H78L77 174H79ZM86 173V172H85ZM104 173V172H103ZM111 173V172H110ZM50 174V173H49ZM66 174V175H67ZM76 174V173H75ZM81 174V173H80ZM83 174V171H82ZM79 177V179L77 180L79 182V185H81L83 187L84 190H82L84 192L85 195H87V197H91L93 200H91L88 204L87 202H84L83 199H85L86 201L89 200V198L85 197L84 194H80V192L78 190H80V188L78 189L75 185H77L76 183H72L73 181L68 180L69 185L68 189L70 190V192H75L74 196L72 195V199L74 200V198H77V201H72L69 204L70 209H75V210H79L82 209L81 212H83V215L81 216H76L78 218V220L80 219L82 222H84L86 225H88V227L92 226V216L91 213H94V210H97V207L100 204L101 207V203H105L106 201L104 199L105 196H103L101 193H98V190L95 191V185L93 183V181H91L87 176H85L84 174ZM106 174V173H104ZM112 174H111V178H112ZM249 174V175H247ZM30 175V174H29ZM70 175V174H69ZM73 175V174H72ZM102 175V174H101ZM144 175V177H143ZM35 176V175H34ZM43 176V177H42ZM68 176V175H67ZM79 176V175H78ZM105 176V175H104ZM25 177H26V173H25ZM38 177V175H37ZM51 177V176H50ZM49 177V178H50ZM55 177V176H54ZM96 177V176H95ZM93 177V178H95ZM98 177V176H97ZM222 177V176H221ZM30 178V177H29ZM47 178V177H46ZM45 178V179H46ZM60 178V177H59ZM69 178V177H67ZM77 178V177H76ZM100 178V177H99ZM142 178V179H140ZM32 179V178H31ZM34 179V178H33ZM44 179V180H45ZM75 179V177H74ZM73 179V180H74ZM156 179H158L156 181ZM100 180V179H98ZM219 181V179H217ZM40 181V180H39ZM43 181V180H42ZM76 181V180H75ZM76 181V182H77ZM170 181V180H169ZM216 181V180H215ZM221 181V178H220ZM252 181L255 183V186L253 188H250L249 184L252 183ZM52 182V181H51ZM67 182V181H66ZM99 182V181H97ZM111 182V181H110ZM224 182V181H223ZM34 183V182H33ZM50 183V182H49ZM54 182H52L53 184ZM96 183V182H95ZM220 183V182H218ZM42 184V183H41ZM98 184V183H97ZM108 184V183H107ZM135 184V185H136ZM45 185V184H44ZM51 184H49L50 186ZM116 185V184H115ZM168 185V184H167ZM47 186V185H46ZM78 186V185H77ZM80 186V187H81ZM100 186V185H99ZM104 186V185H103ZM109 186V185H108ZM107 186V187H108ZM125 186V187H127ZM224 186V185H223ZM79 187V186H78ZM81 187V188H82ZM122 188V186H120ZM148 190L146 193H144V191L147 189ZM46 188V187H45ZM51 188V187H50ZM97 188V185H96ZM114 188V187H113ZM135 187H133L134 189ZM137 188V187H136ZM237 188V187H236ZM255 188V189H254ZM67 189V190H68ZM118 189V188H117ZM132 189V188H131ZM232 189V188H229ZM60 190V189H59ZM59 190L57 191V193L59 192ZM68 190V191H69ZM77 190V192H76ZM102 190V189H101ZM99 189V191H101ZM115 190V189H114ZM121 190V189H118ZM115 190V191H118ZM124 190V189H123ZM103 191V190H102ZM105 191V190H104ZM127 191V189H126ZM134 191V190H130L129 192ZM61 194H64L63 191H61ZM121 192V191H120ZM128 192V193H129ZM137 192V193H138ZM68 192H66L67 194ZM105 193V192H104ZM123 193V191H122ZM121 193V194H122ZM126 193V192H124ZM70 194V193H69ZM68 194V195H69ZM109 194V193H108ZM127 194V193H126ZM125 194V195H126ZM130 194V193H129ZM24 195V194H23ZM22 195V196H23ZM67 195V197H68ZM116 195V193H115ZM114 195V196H115ZM131 198H129L130 200H128L129 204H131L136 197L134 196V193L130 194ZM133 195V196H132ZM165 195V194H163ZM17 196V195H16ZM60 196V194H59ZM166 196V195H165ZM71 197V196H69ZM116 197H119L116 195ZM23 198V197H22ZM56 198V197H55ZM112 198V197H111ZM114 198V197H113ZM69 199V198H68ZM71 199V200H72ZM217 199V198H216ZM20 200V199H19ZM54 200V199H53ZM56 200V199H55ZM64 200V199H63ZM69 200V201H71ZM110 200V199H109ZM126 200V199H124ZM57 201V200H56ZM111 201V200H110ZM220 201V200H219ZM218 201V204L220 203ZM59 202V201H58ZM64 202V201H62ZM68 202V201H67ZM115 202V201H114ZM126 201H124L125 204ZM108 203V200H107ZM63 204V203H62ZM65 204V202H64ZM63 204V205H64ZM109 204V203H108ZM111 204V203H110ZM123 204V205H124ZM116 205V204H115ZM132 205V204H131ZM62 206V205H61ZM110 206V205H109ZM125 206H127L125 204ZM162 206V205H161ZM4 207V206H3ZM82 207V208H81ZM113 207V205H112ZM121 207V206H120ZM131 207V206H129ZM221 207V206H220ZM65 208V206H64ZM109 208V207H108ZM99 209V207H98ZM112 209V208H111ZM116 209V208H115ZM119 210L121 208H118ZM1 210V209H0ZM102 210V209H101ZM114 211V210H112ZM121 212L123 210H120ZM127 211L128 208H127ZM162 211V209H161ZM237 211V210H236ZM27 212V213H28ZM73 212V211H71ZM76 212V211H75ZM79 212V211H78ZM97 212V211H96ZM101 212V211H100ZM104 212V210H103ZM102 212V215H103ZM116 212V211H115ZM118 212V211H117ZM41 213V212H40ZM106 213V212H105ZM120 213V212H118ZM132 213V214H131ZM78 214V213H77ZM80 214V213H79ZM97 214V213H96ZM107 214V213H106ZM117 214V215H116ZM125 214V213H124ZM225 214V212H224ZM7 215V214H6ZM16 215V214H15ZM72 215H74V212L72 213ZM98 215V214H97ZM111 215V216H112ZM123 215V213H122ZM156 215V214H155ZM74 216V217H75ZM100 216V215H99ZM110 216V217H111ZM225 216V215H224ZM12 217V216H11ZM15 217V216H14ZM41 218V216H38ZM68 217V216H67ZM70 217V216H69ZM73 217V216H71ZM105 217V216H103ZM114 217V219H115ZM252 217V216H251ZM9 218V216H8ZM16 218V217H15ZM39 218V219H40ZM76 218V219H77ZM96 218V217H95ZM109 218V216H108ZM112 218V217H111ZM247 218L250 219V216H248ZM43 219V218H42ZM71 219V218H70ZM98 219V218H96ZM253 219V217L251 218V220ZM7 220V219H6ZM68 221V219H66ZM101 220V219H99ZM112 220V219H111ZM152 220V219H151ZM194 220V223H196V221ZM42 221V220H40ZM95 221V220H94ZM98 221V220H97ZM106 221V220H105ZM104 221V222H105ZM108 221V220H107ZM106 221V222H107ZM118 221V220H117ZM198 221V220H197ZM6 222V221H5ZM35 222V221H34ZM80 222V221H79ZM96 222V221H95ZM99 222V221H98ZM96 222V223H98ZM102 222V221H100ZM119 222V221H118ZM11 223V222H10ZM83 223V224H84ZM192 223V222H191ZM207 223V222H205ZM37 224V223H36ZM45 224V223H44ZM43 224V225H44ZM104 224V223H103ZM108 224V223H107ZM119 224V223H118ZM150 224V223H149ZM208 224V223H207ZM35 225V224H34ZM38 227H40L41 229L42 226H40L41 224H37ZM82 225V224H81ZM98 225V224H97ZM122 225V224H121ZM152 225V224H150ZM197 225V224H196ZM147 226V225H146ZM101 227V226H100ZM103 227V226H102ZM123 227V226H122ZM218 228L220 227L217 226ZM39 228V229H40ZM68 228V227H67ZM66 228V229H67ZM121 228V226H120ZM158 228V227H157ZM180 228V227H179ZM215 228V227H213ZM40 229V230H41ZM47 229V228H46ZM118 230V228H116ZM122 229V228H121ZM39 230V231H40ZM69 230V229H68ZM218 230V229H217ZM17 231V230H15ZM66 231V230H65ZM87 231V230H86ZM90 231L93 233H95L94 235L97 236V228L93 229L91 228ZM89 231V234H90ZM100 231V230H98ZM102 231V229H101ZM144 231V230H143ZM146 231V230H145ZM183 231V230H182ZM182 231L180 229L177 230V234L181 236ZM12 232V231H11ZM18 232V231H17ZM41 232V231H40ZM14 233V232H13ZM19 233V232H18ZM43 233V232H42ZM230 233V234H229ZM6 234V233H5ZM8 235V233H7ZM6 235V236H7ZM14 235V234H13ZM20 235V234H19ZM91 235V234H90ZM150 235V234H149ZM155 235V234H154ZM18 236V234H17ZM16 236V237H17ZM89 236V235H88ZM87 236V237H88ZM92 236V235H91ZM94 236L92 242L90 243V246L87 247L89 249V251H92V248L99 250V256L100 259L98 260L100 263V260H104L105 261V247L104 244L102 245H98V238ZM100 236V235H99ZM10 237V236H9ZM22 237V236H21ZM145 237V236H144ZM194 237V236H193ZM211 237V236H209ZM92 238V237H91ZM100 238V237H99ZM130 237H128L129 239ZM179 238V237H178ZM14 239V238H12ZM90 239V238H89ZM104 239V238H103ZM103 239L101 241H103ZM139 239V238H138ZM142 239V237H141ZM139 241H142V240ZM145 239V238H144ZM224 238H222L223 240ZM240 239V238H239ZM42 240V239H41ZM44 240V239H43ZM149 240V239H148ZM191 240V239H190ZM211 240V239H210ZM209 240V241H210ZM221 239L217 240H213L214 242L209 243L210 246V250H212L213 253H215L216 255L219 254V256H224V260H226L227 258H233L236 260V258L238 259V255H233L232 254V250L233 248H228L226 249L224 246H221ZM14 241V240H13ZM17 241V240H16ZM105 241V239H104ZM135 241V240H134ZM145 241V240H144ZM225 241H228L227 239ZM264 241V240H263ZM262 241V243H263ZM12 242V241H11ZM10 242V243H11ZM152 242V241H151ZM240 242V240H239ZM42 243V242H41ZM100 243V242H99ZM102 243V242H101ZM109 243V242H108ZM116 243V242H114ZM113 243V245H114ZM139 243V242H138ZM156 243V242H155ZM228 243V242H227ZM110 247L108 248L109 251L108 252V256H112V260H108V262L106 264H126V260L124 262V257L122 256V259H117L120 255L122 254H118V249H115V246L112 245V243L110 242ZM108 244V245H109ZM123 244V243H122ZM125 244V243H124ZM207 244V243H206ZM235 244V243H234ZM257 244V243H256ZM121 245V244H120ZM128 245V244H126ZM132 245V244H131ZM140 245V244H139ZM142 245V244H141ZM140 245V246H141ZM146 245V244H144ZM197 245V244H196ZM228 245V244H227ZM262 248L260 249L259 246H257L260 250V252L258 251V253H262V249H264V243L262 244ZM125 246V245H124ZM157 246V245H156ZM235 246V245H234ZM69 247V246H68ZM112 247V249H111ZM122 247V246H121ZM126 247V246H125ZM129 247V246H128ZM127 247V248H128ZM136 247V244H135ZM138 247V246H137ZM136 247V248H137ZM142 247V246H141ZM144 247V246H143ZM149 247V245L147 246ZM224 247V248H222ZM256 247V246H255ZM254 247V248H255ZM126 248V249H127ZM132 248V246H131ZM145 248V247H144ZM208 248V247H207ZM206 248V249H207ZM40 249V248H39ZM70 249V248H68ZM76 249V247H75ZM81 249V248H80ZM124 249V248H123ZM125 249V250H126ZM133 249V248H132ZM138 249V248H137ZM140 249V248H139ZM147 249V248H146ZM149 249V248H148ZM147 249V250H148ZM190 249V248H189ZM205 249V247H204ZM236 249V248H235ZM257 250V248H255ZM254 249V250H255ZM41 249L39 251H42ZM95 250V251H97ZM118 250V251H117ZM122 250V249H121ZM129 251H133L128 249ZM128 250H126L128 252ZM147 250H142V251H146ZM188 247L183 248L182 252L180 253V255L171 258L168 263H166L163 259V262L165 264H183L181 262H184V260H188L190 261L193 260V263L195 264H216L215 260H208L206 259V255H204L205 257L201 256L198 257L195 255L194 257H198V258H193L191 257V253L188 250ZM198 250V249H197ZM239 250V249H238ZM251 250H253L251 248ZM253 250V252H254ZM82 251V250H80ZM95 251L93 253H95ZM136 250H134L135 252ZM139 251V250H138ZM201 251H205L202 250ZM234 251V250H233ZM249 251V249H248ZM264 251V250H263ZM123 252V251H122ZM150 252V251H149ZM148 252V253H149ZM154 252V251H153ZM244 252V251H242ZM246 252V251H245ZM252 252V251H251ZM248 252V253H251ZM42 253V252H41ZM69 253V252H68ZM92 253V252H91ZM121 253V252H120ZM136 253V252H135ZM161 253V252H160ZM239 253L241 254V251H239ZM237 253V254H239ZM247 253V252H246ZM247 253V254H248ZM255 253V252H254ZM37 254V253H36ZM43 254V253H42ZM41 254V255H42ZM46 254V253H45ZM72 254V252H71ZM78 254V253H77ZM129 254V253H128ZM137 254V253H136ZM199 254V253H198ZM244 254V253H242ZM246 254V255H247ZM263 254V253H262ZM66 255V254H65ZM80 255V254H79ZM79 255L77 256L79 258ZM124 255V254H123ZM131 255V254H130ZM135 254H133L134 256ZM139 255V254H137ZM143 255V254H142ZM145 255V254H144ZM149 255V254H148ZM151 256H153L152 254H150ZM162 255V254H161ZM203 255V254H202ZM210 255V254H209ZM233 255V257H232ZM245 255V254H244ZM252 255V254H251ZM258 255V254H256ZM39 256V253H38ZM43 256V255H42ZM63 256V255H62ZM69 256V255H67ZM127 256V254H126ZM149 256V257H151ZM163 256V255H162ZM248 256V255H247ZM250 256V254H249ZM248 256V258H249ZM255 256V255H254ZM261 255L257 256L260 257ZM66 258V256H63ZM63 257H58L59 259H54L50 264H91L88 261H86L87 259H83L78 261L76 258H74L76 261L73 262H68V258L65 260L62 259ZM75 257V256H73ZM132 257V256H131ZM137 257V256H136ZM212 257V256H210ZM209 257V258H210ZM214 257V256H213ZM240 257V256H239ZM242 257L244 258V256L242 255ZM241 259L242 262L244 259ZM128 259L130 258L129 256L127 257ZM133 258V257H132ZM145 258V257H144ZM162 257H160V260L162 262ZM223 258V257H222ZM136 259V258H135ZM134 259V261H135ZM139 259V256H138ZM147 259V258H146ZM145 259V260H146ZM159 261V257L157 258ZM211 259V258H210ZM214 259V258H213ZM221 259V257H220ZM234 259L232 260L234 263ZM237 260L236 262L238 263ZM251 259H254L251 258ZM259 259V258H258ZM257 259V260H258ZM261 259V258H260ZM70 260V259H69ZM132 260V259H131ZM222 260V259H221ZM229 260V259H227ZM250 260V259H249ZM248 260V261H249ZM128 261V260H127ZM137 261V260H136ZM135 261V262H136ZM144 261V260H143ZM147 261V260H146ZM142 263L141 259L138 260V264H157L154 263L153 261H149L146 263ZM167 261V260H166ZM219 261V260H218ZM133 262V261H132ZM156 262V261H155ZM256 262V261H255ZM24 263V262H23ZM98 263V264H99ZM104 263V262H103ZM185 263V262H184ZM219 263V262H218ZM217 263V264H218ZM228 263V261H227ZM235 263V264H237ZM251 263V262H250ZM258 263V262H256ZM255 263V264H256ZM29 264V263H27ZM128 264V263H127ZM159 264V263H158ZM162 264V263H160ZM220 264V263H219ZM222 264V263H221ZM254 264V263H252Z\"/></svg>",
    "mask_w": 264,
    "mask_h": 264
}]
</instances>
